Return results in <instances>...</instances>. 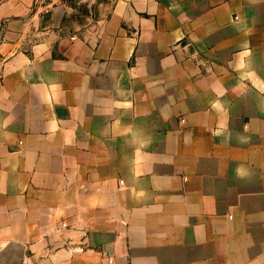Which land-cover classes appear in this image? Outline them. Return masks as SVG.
Masks as SVG:
<instances>
[{
    "label": "crops",
    "instance_id": "crops-1",
    "mask_svg": "<svg viewBox=\"0 0 264 264\" xmlns=\"http://www.w3.org/2000/svg\"><path fill=\"white\" fill-rule=\"evenodd\" d=\"M0 264H264V0H0Z\"/></svg>",
    "mask_w": 264,
    "mask_h": 264
}]
</instances>
